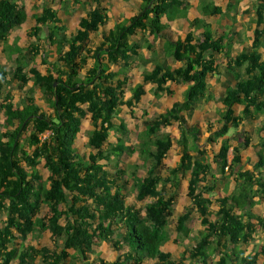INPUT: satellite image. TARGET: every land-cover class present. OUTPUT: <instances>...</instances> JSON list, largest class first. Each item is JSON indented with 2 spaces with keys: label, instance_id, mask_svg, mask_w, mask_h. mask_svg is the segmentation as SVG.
I'll return each mask as SVG.
<instances>
[{
  "label": "trees",
  "instance_id": "obj_1",
  "mask_svg": "<svg viewBox=\"0 0 264 264\" xmlns=\"http://www.w3.org/2000/svg\"><path fill=\"white\" fill-rule=\"evenodd\" d=\"M93 1L95 6L69 35L57 10L44 7L33 15L34 26L27 37H35L42 44L31 46L29 60L40 58L46 71L41 74L36 68L25 69L23 51L8 39L15 27L27 21L26 8L16 0H0V39L4 52L16 62L12 73L0 66V96L6 84L21 91L33 80L41 88L45 103L40 105L31 97L17 106L12 100L0 103L4 128L0 133V215L5 217L0 223V264H75L76 260L80 264H184L185 256L188 264H258L264 248L244 251L242 246L252 241L258 229L264 232V217L252 213L255 202L264 199V119L254 130L259 143L251 170H243L238 157L241 144L247 148L252 145L251 136L245 135L233 148L231 160L228 151L231 140L239 142V129L254 122L252 112L264 116V0H254L250 46L240 50L232 48L236 32L228 30L215 37L210 24L203 20L223 14L222 7L211 0H196L195 5L183 0H139L137 12L117 21L109 35L91 49L90 37L105 27L108 17L100 1ZM194 7L200 18L188 22L187 14ZM169 19L183 20L190 26L183 38L165 40V56L179 65L171 68L157 63L143 80L154 85L157 96L171 93V85L186 87L181 101L143 123L142 140L134 147L143 161L151 163L143 166L142 176L136 169L128 175L137 201L149 200L141 214L137 206L128 204L123 191L129 183L125 173L118 167L111 173L100 161L111 156L120 159L128 149L122 143L106 149L104 145L119 109L126 106L132 115L145 95L142 83L131 86L129 71L139 65L140 48L130 44L129 37L146 33L153 40L165 38L163 22ZM199 23L202 31L194 35L191 27L194 30ZM53 48L55 57L48 63L46 55ZM217 58L223 60L233 81L220 98V120L207 122V141L218 145L213 163L218 172L231 178L226 194L216 198L211 196L216 188L211 164L188 154L197 150L200 135L199 128L188 119L211 97L209 78L218 72ZM237 107L242 108L239 114L235 113ZM84 119L93 128L86 155L77 145ZM174 124L181 134L177 142L182 148L180 164L162 177L158 170L173 138L161 129ZM41 164L45 178L37 171ZM186 172L192 205L178 216L176 233H187L186 223L193 211L199 216L201 229L177 261L165 251V245L175 200L171 188H176ZM213 199L218 204L214 213ZM43 205L47 212L41 215ZM46 231L62 247L37 250L25 244L28 235ZM14 239L21 243L9 249ZM105 242L115 251L109 260L96 248Z\"/></svg>",
  "mask_w": 264,
  "mask_h": 264
},
{
  "label": "rangeland",
  "instance_id": "obj_2",
  "mask_svg": "<svg viewBox=\"0 0 264 264\" xmlns=\"http://www.w3.org/2000/svg\"><path fill=\"white\" fill-rule=\"evenodd\" d=\"M19 4L24 5L27 11L28 20L22 24L21 26L15 27L11 33L8 35V39L11 42H17L20 46L21 50L25 57H23L22 62L26 70L31 68H36L38 72L41 74H45V66L41 64L40 58L36 57L34 61L29 60V57H32L31 52H29L31 46L40 45L42 41L37 40V38H29L27 37V33H30V29L34 26L33 15L40 14L44 7H51L54 10H57L59 13L60 20L62 24H64L66 29V34L75 32V25L78 22V19L86 12L88 5L85 0H16ZM104 3L109 4V0H102ZM215 5L221 6L223 9V14L215 17L208 16L205 20H211L213 24V30H215V35H222L224 32L230 30L231 32H236L237 37L232 44V48L236 50H240L241 47L250 46V41L253 34L254 28V0H211ZM111 2H113L111 0ZM184 3H188L190 5H195L196 0H183ZM87 3H89L87 1ZM118 8L115 10L117 14L128 16L131 12L130 2L129 0H120L118 3ZM197 12L198 10L194 7L192 12ZM192 21V20H191ZM190 24V23H189ZM187 26L188 23H187ZM186 27V26H185ZM190 27V26H189ZM198 27L193 31L194 34L198 32L201 33L202 29ZM136 40V39H135ZM140 46L142 48L141 53L146 55L145 58L139 60L138 67H135L130 71V79L133 81V84L136 82L142 83L146 90V97L143 98V103H141L140 107L133 111V114L130 115V111H128V107H123L119 113L118 118L113 119L114 128L109 132V136L107 139V144L104 145V148H111L119 143L124 144L128 149L122 155L120 159H116L114 157H110L107 161H100V163L107 166V170L111 173L114 172L115 168H121V170L127 176L125 180H129L128 175L134 169L137 170L138 175H143L144 165L150 166L151 163L149 161H143L142 157L139 154V150L134 147L140 143L142 140V134L144 131V122L149 121L153 118L147 117L148 114L155 116L154 111L158 109L159 102L156 103L158 99H162L165 97V101L162 99L161 102L165 103V106H170L172 100L180 99L183 96V90L186 87L185 85L174 86L171 85L169 87L171 93H160L159 96L154 92V88L151 84L145 83L143 80L144 74L149 72L152 69V65L154 64L155 59L160 56L163 58V53L159 55L158 47L154 45L153 48H148L146 39L141 37ZM264 44V38L262 39ZM264 49V47H263ZM5 46L3 45L2 40L0 39V66L4 68L7 72L12 73L14 71L16 62L13 58L9 57L7 53L4 52ZM158 51V52H157ZM87 55V53H85ZM55 50L54 48L46 55V61L48 63L53 62ZM91 59H88L90 62ZM167 64L170 66H178L171 59L165 60ZM217 63V74L210 75L209 84L211 86L210 92L211 97L207 100L206 103H201L192 113L188 121L190 124L196 125L200 130V135L198 137V148L197 150L189 151V155L194 158H202L205 159L208 163L211 164L213 173L216 175L215 185L216 188L211 196L218 197L224 196L226 193V188L229 186L231 182V178L227 174H221L217 171L216 166L214 165V156L213 154L217 152L218 145L212 144L207 141V138L210 136L207 130V126L209 125L207 122L215 123L220 120L221 116L218 112L220 109V98L223 94L224 88L227 84L233 81L230 74H228L224 68L223 60L221 58L216 59ZM242 72V71H241ZM29 74V72H28ZM168 86V85H167ZM127 89H130L128 87ZM42 90L39 85L31 80V82L23 89L18 90L15 86L4 85L3 94L0 96V103L6 102L8 100H12L15 106L23 104L27 102V98H33L38 104L45 105L42 100ZM157 108V109H156ZM241 107H237L235 113L239 114ZM156 112V111H155ZM252 119L254 122H248L244 127L239 129V132L236 134L239 137V142L236 140H231V147L228 151V159L231 160L233 155V148L242 142L245 135L251 136L252 145L250 147H244L241 144L240 153H238V157L241 159V163L243 164V170H251L254 162L257 161L255 147L259 143V138L257 134H255V127L259 125L260 120L264 119V116L258 114L256 112H252ZM249 120V119H248ZM217 126V125H216ZM91 123L88 119H84L82 122V128L78 134L77 145L80 149V152L83 155H86L88 152V146L86 144L87 138L90 135L92 130ZM4 131L3 128V110L0 108V133ZM161 133H168L173 138V143L171 149L168 151L166 156L162 160L161 168H159L158 173L164 177L167 173L168 169L177 168L180 164L181 150L182 148L178 145V141L180 140L181 134L180 129L177 125H172L170 127H162ZM47 134V133H46ZM45 136L42 137V139ZM131 148V149H130ZM133 148V149H132ZM24 149L28 151L27 145H25ZM43 164V163H42ZM42 164L38 166L37 171L44 178L47 176L46 171L42 167ZM23 167L30 171V167L26 164L22 163ZM227 172V170H226ZM188 180L189 175L188 172L182 174L180 177V181L176 188H171L172 191L175 192V200L172 203V216L168 220V236L169 240L165 245V251L171 253L172 257L179 261L180 257L183 256L184 252L192 246L193 241L196 240L197 231L200 228L199 216L196 212H192L190 220L186 223L187 233L185 234H177L176 233V221L178 216L184 211L186 207H191L192 202L188 197ZM169 184L167 185L168 188ZM124 193L128 200V204H133L137 206L141 212V214L145 213V204L149 201L147 199L143 201H137L135 193L133 191V187L129 180L127 185H124ZM217 200L213 199V205L211 207L212 212H215V208L217 207ZM47 212V207L45 205L42 206L41 215H44ZM252 213L255 216L264 217V199L255 202V206L252 208ZM4 215H0V223H3ZM252 241L249 245L242 246L244 251L256 250L260 244L264 246V232L262 229H258L257 232L252 236ZM21 243L19 239H14L13 242L8 246L9 249L18 246ZM25 244H29L36 248L37 250H41L43 248L53 247L54 245L60 246L61 242L55 239L48 231L42 233H34L33 235H28L25 240ZM97 250L103 253L105 259L114 258L115 251L105 242L97 245ZM59 247V248H60ZM186 254V252H185ZM184 264H188L189 259L185 256ZM39 261V260H38ZM80 260H76L75 264H80Z\"/></svg>",
  "mask_w": 264,
  "mask_h": 264
},
{
  "label": "crops",
  "instance_id": "obj_3",
  "mask_svg": "<svg viewBox=\"0 0 264 264\" xmlns=\"http://www.w3.org/2000/svg\"><path fill=\"white\" fill-rule=\"evenodd\" d=\"M82 1H84V0H82ZM87 1L89 2V3H87ZM98 1H100V5H101V7H103V8H105L106 10H107V24L105 25V27H103L100 31H99V33H96V34H93L91 37H90V42H89V47L91 48V49H93L94 47H96V46H98L100 43H101V41H102V38H103V36H108L109 35V33H110V30L113 28V26H114V24L117 22V21H119V20H122L123 18H127V17H129V16H131V15H133V14H135L136 12H137V6H138V3H139V0H129V2H130V7H131V12H130V14H128V16H125V15H120V14H117L116 13V9L118 8V3H119V1L120 0H112L113 2H111V0H109V4H106V3H104V1H102V0H98ZM85 2H86V4L88 5V7H87V9H86V12L88 11V9L90 8V7H94L95 6V2L93 1V0H85ZM77 4H81V3H77ZM86 12L78 19V21L81 19V18H83L84 16H85V14H86ZM58 17H59V13H58ZM196 17H199L200 18V15L199 14H197V12H192V9L190 10V12L187 14V21L188 22H190L191 20H193L194 18H196ZM60 18V17H59ZM207 17H203V19H206ZM213 18V17H212ZM28 20V19H27ZM186 21H183V20H164V22H163V25H164V27H165V38H159V39H152V38H150L149 36H148V34H146V33H136V34H134V35H132V36H130L129 37V43L130 44H137L138 46H139V53H140V59H142V58H145L146 57V55H144V53L142 54L141 53V50H142V48H141V46H140V44L139 43H141L140 42V38L141 37H143L144 36V38L146 39V43H147V47L148 48H153L154 47V45L155 46H157L158 47V50H159V55H161L162 53H163V58L161 59V57L160 56H158L156 59H155V61H154V64L152 65V68H153V66L155 65V64H157V63H162V64H165V65H167L168 67H171V68H174V67H176V66H170L169 64H167L166 63V61L165 60H167V59H171L170 57H167V56H165V54H164V44H165V40H167V39H169V38H173V39H175L176 38V36H180L181 38H183V36H184V34H185V32H188L189 31V26H187V23H185ZM78 23V22H77ZM77 23H76V25H77ZM205 23H207V24H210V26H211V29L213 30V24H212V21L211 20H205ZM76 25H75V28H76ZM186 26V27H185ZM196 27L198 28V27H200L201 28V24L199 23L198 25H196ZM201 30V29H200ZM215 32V30H213V33ZM74 33V32H73ZM194 35H199V33L198 32H196V34H194ZM220 35H218V36H215V37H219ZM136 39V40H135ZM158 52V51H157ZM139 59V60H140ZM88 60V59H87ZM90 60V59H89ZM172 60V59H171ZM88 62V61H87ZM138 62V61H137ZM175 62V61H174ZM176 63V62H175ZM178 64V63H177ZM179 65V64H178ZM135 67H138V65H136ZM134 67V68H135ZM133 68V69H134ZM132 69V70H133ZM129 74H130V71H129ZM130 76V75H129ZM150 84V83H149ZM136 85V82L133 84V85H131L132 87H134ZM152 85V84H151ZM210 85V84H209ZM144 86V85H143ZM175 86V85H174ZM176 86H179V85H176ZM152 87L155 89V87H154V85H152ZM210 88H211V86H209ZM144 90H145V87H144ZM146 95H147V93H146V90H145V97H146ZM144 96H142V98H141V100H140V102L139 103H137V105H136V107L133 109V111H136V109H138L139 107H140V105H141V103H143V98H144ZM183 97V96H182ZM164 101H165V97L164 98H162ZM162 99H158L157 101H156V103L157 102H159V103H157V104H159V106H157L158 107V109L157 110H155L154 111V113H155V116L154 117H152L153 115H151V117H150V114H148L147 115V117H149V118H155L156 116H158L160 113H162L163 111H165L166 109H168V108H170L171 107V105H172V103L173 102H175V101H181L182 100V98H180V99H175L174 98V100H172L171 101V103H170V106L168 105V106H165V103H162L161 102V100ZM123 107H126V106H122L120 109H119V113H120V111H121V109L123 108ZM128 111H129V109H128ZM119 113L117 114V116L115 117V118H118L119 117ZM132 115H135V114H132ZM261 121V120H260ZM251 242V241H250ZM250 244V243H249ZM248 244V245H249ZM243 246H246V245H243ZM260 248H264V246H262L261 244H260V246L256 249V250H259ZM244 250V249H243ZM258 264H264V254H260L259 255V257H258Z\"/></svg>",
  "mask_w": 264,
  "mask_h": 264
}]
</instances>
